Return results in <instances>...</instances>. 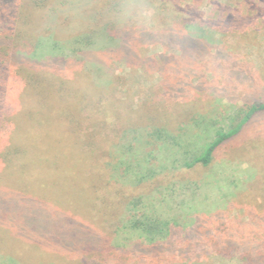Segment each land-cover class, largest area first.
<instances>
[{
	"label": "rangeland",
	"instance_id": "rangeland-1",
	"mask_svg": "<svg viewBox=\"0 0 264 264\" xmlns=\"http://www.w3.org/2000/svg\"><path fill=\"white\" fill-rule=\"evenodd\" d=\"M2 3L0 264H264V0Z\"/></svg>",
	"mask_w": 264,
	"mask_h": 264
},
{
	"label": "trees",
	"instance_id": "trees-1",
	"mask_svg": "<svg viewBox=\"0 0 264 264\" xmlns=\"http://www.w3.org/2000/svg\"><path fill=\"white\" fill-rule=\"evenodd\" d=\"M3 1L4 0H0V25H2L4 21H8L7 18L10 17V15L12 14V7L7 5V3L3 4L2 3ZM125 41L127 42V39ZM124 48L125 47H123V50L127 51V49ZM10 56H11V52L9 51L5 52L3 46H0V134L4 133V130L6 129V121H4L3 113L1 111L2 109H4L5 89L3 87L7 80L8 73L12 70L10 69V65L8 62V57ZM27 80L30 83L32 81L30 79ZM262 112H264V100L253 102L250 105H248L246 109L243 111L242 116L235 124L232 125L231 128L227 130L220 129L216 131L214 139L208 144H206L203 147L202 151L197 156H194L192 160L186 163V166L188 168H192L195 165H202V166L209 165L213 159V155L215 151L224 143H226L231 138H233L236 134H238L244 124L249 122L257 114ZM4 155H5L4 151L0 152L1 158H3ZM149 227L145 228L144 231L147 234L149 233L153 235L151 239H154V235L159 234L162 231V228L157 227L156 224L154 225L150 224Z\"/></svg>",
	"mask_w": 264,
	"mask_h": 264
}]
</instances>
